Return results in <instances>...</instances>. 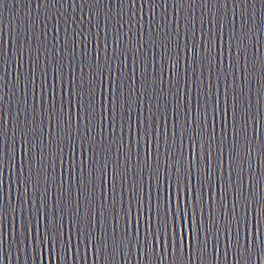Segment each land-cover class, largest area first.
Instances as JSON below:
<instances>
[{"label":"water","instance_id":"1","mask_svg":"<svg viewBox=\"0 0 264 264\" xmlns=\"http://www.w3.org/2000/svg\"><path fill=\"white\" fill-rule=\"evenodd\" d=\"M157 177L191 247L137 233ZM261 202L264 0H0V264H264Z\"/></svg>","mask_w":264,"mask_h":264},{"label":"snow or ice","instance_id":"2","mask_svg":"<svg viewBox=\"0 0 264 264\" xmlns=\"http://www.w3.org/2000/svg\"><path fill=\"white\" fill-rule=\"evenodd\" d=\"M103 94V91H102ZM213 115H215V109H213ZM185 121L183 122L185 126ZM197 184L199 185V175H197ZM190 181L184 180L181 181L179 178L176 179L175 183H169L167 187L166 197L161 194L160 182L157 177L156 181V198L155 202L148 199L144 204L143 208L141 207V202L137 200V207L135 210V218L137 224V233L141 230V224L143 226L145 222L147 223V231L145 232V240H148V233L153 232V227L155 226L156 233L159 232L161 228L163 232L161 235L171 234L173 237L179 236L180 241L183 242L185 237H187V242L189 247L192 245L193 238H197L196 233L188 231L186 218L191 214L188 211L190 200L189 195H191L192 200L191 204L195 207V186L191 189L189 188ZM202 188V185H200ZM209 192H211V185H209ZM202 202V194H201ZM243 206V204H242ZM257 217L258 219H264V202H261L260 206L257 208ZM132 212V208L129 207L127 214ZM245 230L247 232V217L245 216ZM45 234L48 233V223L44 224ZM51 230L53 235L47 236V239H41V245L49 246V260L52 259V250L54 249L57 256L59 253V246L62 239L67 243L71 239V228L67 233H62L56 227L55 217L51 219ZM125 233L128 232L127 227L125 228ZM87 239V237H85ZM123 242V240L121 241Z\"/></svg>","mask_w":264,"mask_h":264}]
</instances>
